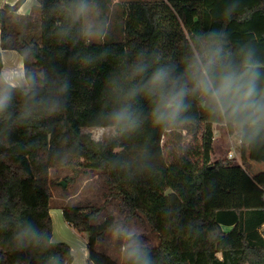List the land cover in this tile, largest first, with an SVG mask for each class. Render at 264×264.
<instances>
[{
  "label": "trees",
  "instance_id": "1",
  "mask_svg": "<svg viewBox=\"0 0 264 264\" xmlns=\"http://www.w3.org/2000/svg\"><path fill=\"white\" fill-rule=\"evenodd\" d=\"M24 2L0 8L1 49L17 50L30 76L40 79L43 74V87L34 89L36 100L55 97L64 76L71 88L66 107L52 115L25 105L27 97L17 90L8 115L0 118V264L74 261L69 243L52 241L55 181L50 170L64 166L102 171L126 218L144 216L158 236L156 245H146L154 264H264V204H245L243 164L225 157L212 159L213 126L219 122L190 98L188 115L193 120L185 126L165 131L145 119L134 133L97 140L85 129L92 124V99L104 94L116 57L87 68L74 59L104 47L115 53L148 48L170 58L182 71L180 60L188 54L190 34L221 27L219 13L225 0L131 1L126 5L123 38L91 45L58 42L61 0H38L31 13L21 14ZM226 29L233 48L246 33L253 35L257 56L264 61V0H242L241 12ZM2 66L0 50V72ZM139 107L147 117L148 105L140 102ZM165 136L174 140V146L162 144ZM251 157L257 162L264 159V140L251 146ZM114 160L132 163L113 167ZM61 208L69 224L87 233L90 264H121L96 249L114 225L111 219L95 223L94 212L82 206ZM24 219L32 221L45 239L39 246L16 250L14 230Z\"/></svg>",
  "mask_w": 264,
  "mask_h": 264
},
{
  "label": "clouds",
  "instance_id": "2",
  "mask_svg": "<svg viewBox=\"0 0 264 264\" xmlns=\"http://www.w3.org/2000/svg\"><path fill=\"white\" fill-rule=\"evenodd\" d=\"M57 7L63 17L56 24L58 42L91 45L108 38L112 15L105 16L97 0H61ZM241 9L242 0H225L219 13L224 22L221 27L190 34L188 54L180 60L182 71L170 58L148 48L115 53L104 47L74 57L84 68L116 57L115 68L103 86L106 102L100 117L106 130L111 135L134 133L145 119L165 131L185 126L193 120L188 115L189 100L195 98L206 113L230 130L233 140L249 146L264 140V61L257 56V40L246 33L233 48L226 29ZM42 79L43 74L37 79L27 70L0 72V118L8 115L17 90L27 97L25 105L49 115L66 107L71 88L68 78H62L55 97L36 100L38 92L34 89L43 87ZM140 102L149 107L147 117ZM131 163L111 161L113 167H127ZM112 236L121 241V264H154L151 250L136 230L115 225ZM44 239L45 235L32 221L24 219L16 225L12 242L16 250H24L39 246ZM51 260L58 264L57 258Z\"/></svg>",
  "mask_w": 264,
  "mask_h": 264
},
{
  "label": "rangeland",
  "instance_id": "3",
  "mask_svg": "<svg viewBox=\"0 0 264 264\" xmlns=\"http://www.w3.org/2000/svg\"><path fill=\"white\" fill-rule=\"evenodd\" d=\"M131 1L135 0H97L105 16L111 14L113 19V25L109 30L106 41L121 40L123 38L126 5ZM105 102L106 97L104 94L94 95L91 103L92 124L85 129V131L91 132L97 140H106L112 136L106 130L100 118L101 106ZM213 131L214 153L212 159L225 157L233 159L238 164H243L246 194L248 196V198H245V204L247 206H254L256 202L264 204V159L260 162L254 161L251 157V146L247 144L246 148L245 145H242L239 149V143L232 139L230 130L220 123L214 124ZM167 142L168 145L174 146V140L165 136L162 144ZM230 154L232 155L230 156ZM50 176L55 181L51 184L53 193L51 209L53 214L59 213L63 220L61 206L79 205L84 207L86 212H94L95 218L93 220L95 223H101L106 219L113 221L114 225L104 232L97 242L96 249L98 251L105 252L117 260L118 263H121L119 252L121 241L112 236L115 225H122L136 230L140 235V239L148 246H154L158 243L157 233L144 216L126 218L127 212L122 210L120 199L112 196L109 184L102 171L80 166L53 167L50 170ZM60 181H65L66 186L60 184ZM251 182L253 183L251 184ZM250 197H254V200H250ZM69 228L65 229L56 224L53 236L56 241L54 242L69 243L70 241L76 245L80 239L85 242L88 241L87 233H80L75 228Z\"/></svg>",
  "mask_w": 264,
  "mask_h": 264
},
{
  "label": "crops",
  "instance_id": "4",
  "mask_svg": "<svg viewBox=\"0 0 264 264\" xmlns=\"http://www.w3.org/2000/svg\"><path fill=\"white\" fill-rule=\"evenodd\" d=\"M17 1L18 0H0V8H2L6 3L15 4ZM37 4H38V0H25V2L20 6L18 12L21 14H29L31 13L33 7ZM0 50H1V57H2V62H3L2 72L14 73L16 71H21V72L25 71L24 58L17 50L1 49V32H0ZM238 145L240 149L242 145L240 143ZM245 148H246V145H245ZM252 183L253 182H251V184ZM245 192H246V186H245ZM246 198H248L247 194H246ZM249 199L254 200V197L252 198L250 197ZM254 204H255L254 206L259 205L257 202ZM50 212H51V216L53 219V236L55 233L56 224H59L65 229H70L69 227L74 228L71 224H69V222L65 220V218H63L62 220L59 213L53 214L52 209L50 210ZM62 215H63V211H62ZM52 240L56 241L54 237L52 238ZM69 244L71 245L72 252L74 254V261L72 262V264H90L89 249L87 246V242H85L83 239H80V241L77 242L76 245H74L70 241H69Z\"/></svg>",
  "mask_w": 264,
  "mask_h": 264
},
{
  "label": "water",
  "instance_id": "5",
  "mask_svg": "<svg viewBox=\"0 0 264 264\" xmlns=\"http://www.w3.org/2000/svg\"><path fill=\"white\" fill-rule=\"evenodd\" d=\"M60 184H62L63 186H66V182L65 181H60Z\"/></svg>",
  "mask_w": 264,
  "mask_h": 264
},
{
  "label": "built area",
  "instance_id": "6",
  "mask_svg": "<svg viewBox=\"0 0 264 264\" xmlns=\"http://www.w3.org/2000/svg\"><path fill=\"white\" fill-rule=\"evenodd\" d=\"M232 154H230V156H231Z\"/></svg>",
  "mask_w": 264,
  "mask_h": 264
}]
</instances>
